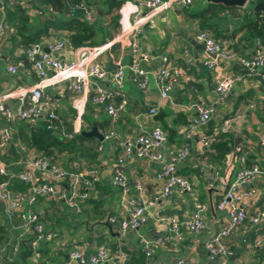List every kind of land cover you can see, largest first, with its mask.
<instances>
[{
    "label": "crops",
    "instance_id": "crops-1",
    "mask_svg": "<svg viewBox=\"0 0 264 264\" xmlns=\"http://www.w3.org/2000/svg\"><path fill=\"white\" fill-rule=\"evenodd\" d=\"M34 5L44 6L38 0H22ZM105 0H82L96 13L94 26H103L106 7ZM168 1V0H165ZM208 6L206 0H194L196 9ZM25 11V10H24ZM28 17L27 27L33 33L44 27L46 19L51 18L62 21L67 17L59 14L39 15L36 11H25ZM102 12V15H100ZM5 27V36L2 38V56L0 59V98L5 94L19 90L32 88L39 77L33 67H29L24 58V50L21 36L15 29L16 25L7 24V13L0 9V25ZM214 29L208 32L216 40L221 35H227L237 42L239 56L249 59L257 48L256 42L249 49V45L243 41V33H235L241 25V18L230 13L221 14L210 22ZM201 31L198 20L190 19L186 8H170L152 16L143 27L141 36L142 52L155 57L166 56L171 63L181 71L179 81L173 86L169 98L164 99L155 83V76L161 68L160 59L150 63H144L143 69L150 73V83L145 90L128 81L124 93L128 100V106L114 125L104 107L85 105L86 116L89 124L85 122V132L92 131L94 124L103 136L115 129L117 137L109 141H96L91 144L96 158L85 160L76 156L74 165L76 168L89 164L99 168L100 179L96 191L91 198L81 204L78 210H70L64 202L38 200L34 205L25 203L21 210L14 216H9L5 211V205L0 200V264H64L69 262V253L79 250L86 256L95 254L102 244L111 249L120 248L128 257L127 264H175L180 259H185L189 264H217L209 260L207 242L197 239L199 235L183 233V241L180 244H169L165 247L154 246V253L148 257L144 252V245L155 243L165 236L166 219L173 217L180 222H185L195 212L199 202L209 204L208 189H213V202L215 207L224 195L228 184L236 180L239 171L238 158L235 159L234 151L227 156L224 166L215 164L213 154L205 150L201 143L202 131H194L192 136V149L187 161L179 166V174L190 181L195 192L183 193L174 189L169 198H161L156 205L149 210V220L145 226L138 230L121 227L123 221L129 218L125 206L122 203V193L112 186L113 175L118 168V159L121 155V142L151 132L154 128H162L168 135V142L163 151L177 149L189 140L188 125L191 120L198 117L197 105H214L216 109L212 120V128L216 127L223 119L243 111L239 129L231 136L236 151L242 148L243 155L247 158L248 165H257L264 168V148L260 145L261 134L264 133V91L261 83L253 79H245L236 85L238 97L225 105L216 103V86L218 83L240 73L237 63L221 62L215 71L209 70L204 62L214 59L208 55L202 43L197 40V34ZM28 34V33H27ZM119 34H115V37ZM114 40V39H113ZM221 40V39H220ZM65 41L67 48L60 54V58L66 63H72L78 59V50L68 46L66 32L52 30L49 39H43L41 44ZM112 40L100 42L103 45ZM191 58V62H188ZM133 58L129 44L116 43L110 51L105 53L99 63L109 72H114L122 67L129 75V65ZM30 63V62H29ZM16 67L15 74L9 72V67ZM114 79L110 76L105 82V88H112ZM59 111V117L64 123L72 122L71 110L74 108L72 93L68 84H61L46 90ZM256 104L258 108L250 110L248 105ZM82 105V104H81ZM6 108L15 113L19 110L18 99L7 100ZM158 109V114L151 115L150 111ZM76 118V117H75ZM24 121L14 120L13 141L6 151L0 152V168L6 167L8 171H23L27 167L25 160L28 151L22 150L25 146L19 137V127ZM8 125L3 114L0 113V127ZM211 126L208 128L210 129ZM69 128V126H68ZM68 128L64 127V131ZM27 148V146H25ZM19 153L20 159L15 160L14 155ZM211 153V154H210ZM4 158V160L2 159ZM6 159V160H5ZM5 161L11 162L8 166ZM211 162L220 169L213 187H209V178L203 174V163ZM7 165V166H6ZM123 170L127 177L130 196L138 197L146 201L161 193L163 183L157 180V175L162 171L159 162L134 157L126 161ZM1 178V177H0ZM39 182L49 181L48 176L37 173ZM2 183V182H0ZM141 184L143 191L138 193L136 185ZM250 192L244 196L242 205L251 217L259 211H264V175L256 179L250 185L240 189L241 194ZM217 221L215 227L219 232L227 222V212H219L217 209ZM29 215H37L44 225L46 237L39 241L34 248L35 238L27 235L22 227L24 218ZM114 219L115 222H112ZM64 221V222H62ZM207 229L203 236L212 235L210 223L213 221L211 210L206 215ZM264 233V222L252 225L247 222L227 239L226 244L232 256L231 264H264V245L261 248L252 247L257 237ZM201 236V235H200ZM33 239V240H32ZM33 248L32 255L24 259L25 252ZM105 264H121L113 261Z\"/></svg>",
    "mask_w": 264,
    "mask_h": 264
},
{
    "label": "built area",
    "instance_id": "built-area-1",
    "mask_svg": "<svg viewBox=\"0 0 264 264\" xmlns=\"http://www.w3.org/2000/svg\"><path fill=\"white\" fill-rule=\"evenodd\" d=\"M122 4L119 10L120 31L114 40L100 46H84L78 48V59L72 63H66L60 58V54L66 50L65 41L50 42L48 44H33L26 50L24 55L32 64V67L39 77V81L29 89H19L11 91L0 98V113L4 115L8 125L0 127V152L6 151L13 141L12 123L14 120L24 121L31 126H36L42 121L48 125V129L60 133L64 139H72L78 135L85 127L83 116L85 105L90 100L94 106L104 107L105 111L115 125L120 114L127 109L128 100L124 93L125 85L128 81L145 90L150 83V73L143 69L144 63L160 59L161 68L155 76V83L164 99L169 98L173 86L179 81L181 71L175 67L166 56L155 57L142 52L141 36L143 27L148 20L159 12L170 8H189L194 5V0H119ZM259 0H247V3H257ZM17 6L25 11H36L39 15L54 14L55 10L50 6H36L33 3L22 0H0V9L6 13L9 7ZM69 17H74L77 13H82L85 21L92 24L96 13L87 4H77L69 9ZM5 27L0 25V59L2 56V38L5 36ZM197 40L202 43L208 55L214 59H208L204 65L215 71L221 62H235L243 67L247 74L235 75L232 79H227L217 84L215 94L216 103L225 105L229 101L238 97L235 90L238 83L245 79L264 81V46L257 41V48L249 59L239 56L235 49V42L231 39L216 40L208 32L200 31ZM129 44L132 54V62L129 65V75L122 67L114 72H109L101 66L99 59L111 50L114 44ZM49 50V53L45 52ZM191 62V58L187 59ZM9 72L15 74L16 67H9ZM112 76L114 84L112 88H105L104 82ZM1 79V75H0ZM68 84L72 93L74 109L76 110L75 127L72 134L64 131L62 121L57 114V108L53 98L46 93V90L61 84ZM91 96V98H90ZM18 99L20 101L19 110L15 113L4 106L5 101ZM82 104V105H81ZM250 110L257 107L256 104L248 105ZM198 117L191 120L188 125L189 140L177 149L163 151L168 142L167 133L160 127L154 128L147 134L140 135L135 139H126L121 142V155L118 159L112 186L122 193V203L125 206L129 218L123 221L121 227L124 231L128 229L138 230L145 226L149 220V210L156 205L159 197L169 198L174 189L183 193L193 194L195 192L189 180L179 174V166L187 161L192 149V136L194 131H202L201 143L206 151L212 152L213 145L219 141L222 135L233 134L239 129V124L243 111H238L222 120L220 124L209 130V124L215 116L214 105L200 104L196 106ZM151 115H157L158 109L150 111ZM117 137L115 129L104 135V141H109ZM260 145L264 148V133L261 134ZM26 152L28 149L22 146ZM237 153H241L239 163L242 169L237 173L236 180L226 189L216 205L219 212H227L228 218L225 226L217 233L216 237L207 242V252L209 260L217 264H231L232 253L227 247L226 241L241 228L245 223L259 226L264 222V211H259L254 216H249L243 207V197L251 193H240V189L252 185L256 179L264 175V168L260 166H245L247 158L243 155L242 148H238ZM138 157L150 161L159 162L162 171L158 173L157 180L161 183V193L149 198L146 201L140 200L137 196H130V189L127 177L123 170L126 161ZM27 166L34 168V171L23 170L9 175L6 167L0 168V174L8 177V180L0 183V200L5 205V211L9 216H14L22 209L25 203L34 205L39 199L49 201L64 202L68 208L78 210L80 205L88 201L96 191L100 179L99 168L89 164L78 168H65L61 163L52 161L48 157L28 151L25 160ZM203 174L209 178V187H213L216 177L219 174L217 168L211 162L203 163ZM40 173L48 176L49 181L39 182L36 174ZM17 179L28 186V191L16 193L10 190V182ZM53 181L54 183H51ZM138 193L143 191L141 184L136 185ZM210 211L208 203L199 202L196 204L194 214L185 222H180L176 218L166 219L165 236L155 241L146 243L144 252L150 257L154 253V246L165 247L169 244H180L183 241V233L188 232L193 235H202L207 229L206 215ZM115 222L114 219H111ZM23 230L27 235L32 234L35 238L34 248L39 241L46 237L44 225L37 215H29L22 222ZM264 245V233L257 237L252 247L261 248ZM118 261L121 264L128 263L127 255L120 249H111L102 244L95 254L86 256L79 250H72L69 253V262L65 264H105ZM175 264H189L185 259H180Z\"/></svg>",
    "mask_w": 264,
    "mask_h": 264
},
{
    "label": "trees",
    "instance_id": "trees-1",
    "mask_svg": "<svg viewBox=\"0 0 264 264\" xmlns=\"http://www.w3.org/2000/svg\"><path fill=\"white\" fill-rule=\"evenodd\" d=\"M38 1L45 6L53 7L55 10V15L59 14L62 16H65L72 6L82 4V0H66L65 3L63 0ZM258 2H264V0H259ZM121 4L122 3L119 0H105L104 5L106 7V11L103 16V26L98 27L87 23L82 13H77L74 17L67 16L62 21H56L54 19L48 18L44 22L43 28L30 33L27 27L28 17L26 12L17 6H11L7 10V24L16 25L17 23L15 29L17 30L18 35L21 36L22 44L26 48H29L33 44L41 43L43 39H49L51 37L52 30L57 32H66L68 46L71 49H78L84 46H97L103 40L105 42L107 39L113 40L115 38V34L120 31L119 10ZM186 13L190 19H195L200 22L201 31L203 32H206L208 29H214L215 27L211 25L210 22L216 18H219L221 14L230 13L232 15H236V17L241 18V25L235 35L237 33H243V41L249 45V49L253 47V44L255 42L257 43V41H260L264 46V16H255L253 11H249L248 9L226 8L222 5L208 4V6L201 9H196L193 5L192 7L186 8ZM218 39L233 40L227 35H221L218 37ZM236 44L237 42L234 44V49L237 52L239 45L237 46ZM24 61L29 67H32V64L29 63L26 57L24 58ZM239 67L241 72L236 75L245 76L247 71L243 67ZM260 83L261 89L264 91V81H260ZM88 106H91L90 100L87 102V107ZM71 113L73 122L77 113L74 108L71 110ZM57 114L59 115L58 110ZM83 121L84 124H86L85 122L89 124V128L92 127V123L90 121L88 122L86 111L83 116ZM211 125L212 121L209 124V127ZM63 127L68 128L66 132L72 134L73 123H63ZM213 129L214 128L211 126L209 130L211 131ZM85 131L86 129L83 128L82 132ZM82 132L78 135H74L72 139H64L61 137L60 133L48 129V125L45 121H42L36 126L21 123L19 127L20 140L23 144H25V146H27V149L30 152L44 155L52 161L61 163L67 169H71L73 167L75 168L74 158L76 156L85 160L91 159V161L97 156L93 147L91 146V144L96 140L94 138L83 136ZM231 135L232 134L222 135L219 141L216 142L212 148L213 151L211 153L213 154V160L215 164L218 163L221 167L225 165L227 156L233 151L235 153V159H239L241 155V153L236 152L234 141ZM14 157L15 160L18 161L20 159L19 153L16 152ZM2 159L4 160V158ZM5 162L8 166H11L12 164L9 161ZM236 164L238 165L240 171L242 166L240 165L239 160ZM245 166H250L248 165V161L247 165ZM215 167L220 169L218 166ZM17 172H20V170L9 171V175ZM0 177V182L8 180V177L2 176L1 174ZM230 184H228V186ZM10 190L16 193H24L28 191V186L17 179H12L10 182ZM39 200L44 199L41 198ZM32 250L33 248H29L28 251L25 252L24 259H27L32 255Z\"/></svg>",
    "mask_w": 264,
    "mask_h": 264
},
{
    "label": "water",
    "instance_id": "water-1",
    "mask_svg": "<svg viewBox=\"0 0 264 264\" xmlns=\"http://www.w3.org/2000/svg\"><path fill=\"white\" fill-rule=\"evenodd\" d=\"M63 1L65 3L66 0H63ZM206 2L208 4L222 5L226 8L248 9L249 11H253L255 16H264V2L247 3V0H206ZM100 15H102V12H100ZM67 16H69L68 12H67ZM45 52L49 53V50L45 49ZM82 135L89 137V138H96L100 141H104V136L101 133H99V130L96 124H94L92 131L82 132ZM25 169L31 172L34 171V168L31 166H27ZM50 182L54 183L53 181H50ZM213 192H214L213 189H208L209 198H210L209 206H210V210L213 216V221H211L210 223V231H212V235L207 236V237L203 235L201 236L199 235L198 237H196L197 239L205 241V242H209L213 240L218 233L215 227V222L217 221V211H216L215 204L213 202Z\"/></svg>",
    "mask_w": 264,
    "mask_h": 264
},
{
    "label": "rangeland",
    "instance_id": "rangeland-1",
    "mask_svg": "<svg viewBox=\"0 0 264 264\" xmlns=\"http://www.w3.org/2000/svg\"><path fill=\"white\" fill-rule=\"evenodd\" d=\"M68 209H70V208H68ZM70 210H72V209H70ZM62 222H64V221H62Z\"/></svg>",
    "mask_w": 264,
    "mask_h": 264
}]
</instances>
